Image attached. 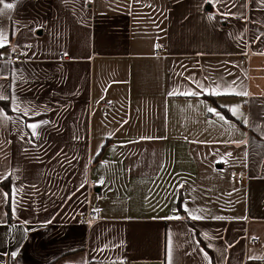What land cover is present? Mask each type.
<instances>
[{
  "label": "crops",
  "instance_id": "obj_1",
  "mask_svg": "<svg viewBox=\"0 0 264 264\" xmlns=\"http://www.w3.org/2000/svg\"><path fill=\"white\" fill-rule=\"evenodd\" d=\"M0 31V264H264V0H0Z\"/></svg>",
  "mask_w": 264,
  "mask_h": 264
},
{
  "label": "built area",
  "instance_id": "obj_2",
  "mask_svg": "<svg viewBox=\"0 0 264 264\" xmlns=\"http://www.w3.org/2000/svg\"><path fill=\"white\" fill-rule=\"evenodd\" d=\"M155 51H156L157 56L163 55L161 43L158 42L155 44ZM10 59H11V62L18 63L22 61V55L19 52H14ZM102 107L104 110V115H108V111L113 108V103H104ZM94 185H95L94 182H90L88 187L89 186L93 187ZM77 216L81 223L90 225L101 219V212L98 210L88 209L86 213H81V212L77 213Z\"/></svg>",
  "mask_w": 264,
  "mask_h": 264
},
{
  "label": "snow or ice",
  "instance_id": "obj_3",
  "mask_svg": "<svg viewBox=\"0 0 264 264\" xmlns=\"http://www.w3.org/2000/svg\"><path fill=\"white\" fill-rule=\"evenodd\" d=\"M4 6L6 8H12L13 7V5H11V4H5ZM5 40H6V37H5L4 33L2 31H0V47H4L5 46V44H4ZM4 99H5V97L3 96V94H0V100H4ZM208 110H209V112H213L214 111V109H212V108H209ZM232 111H236V109H232ZM2 112H3V109H0V113H2ZM25 114H27V109H25ZM216 114L219 115V113H216ZM220 118L224 119V117H222V116ZM27 127H29L31 129L32 135L35 137L37 135L36 129L38 127H40V125L34 123V124L27 125Z\"/></svg>",
  "mask_w": 264,
  "mask_h": 264
},
{
  "label": "trees",
  "instance_id": "obj_4",
  "mask_svg": "<svg viewBox=\"0 0 264 264\" xmlns=\"http://www.w3.org/2000/svg\"><path fill=\"white\" fill-rule=\"evenodd\" d=\"M7 1H9V0H7ZM0 105L5 106L6 110L9 111L8 106H7L5 103L0 102ZM224 113L226 114V116H227L228 118H232V116L230 115V113H229L227 110L224 109ZM1 186L7 191V193H8L9 196H10V183H9V179H6L5 181H3V182L1 183ZM179 206H180V210H181V199H180V204H179ZM7 210H8V217H9L10 220H11V218H12V213H11V207H10V203H9V202H8V204H7Z\"/></svg>",
  "mask_w": 264,
  "mask_h": 264
},
{
  "label": "rangeland",
  "instance_id": "obj_5",
  "mask_svg": "<svg viewBox=\"0 0 264 264\" xmlns=\"http://www.w3.org/2000/svg\"><path fill=\"white\" fill-rule=\"evenodd\" d=\"M4 181H5V180H4ZM2 182H3V181H2ZM2 182H1V183H2ZM9 183H10V180H9ZM6 192H7V191H6ZM8 195H9V194H8ZM7 216H8V210H7ZM8 218H9V217H8Z\"/></svg>",
  "mask_w": 264,
  "mask_h": 264
}]
</instances>
